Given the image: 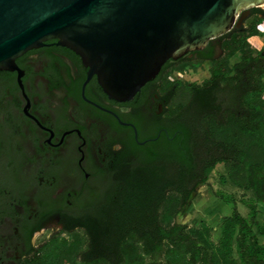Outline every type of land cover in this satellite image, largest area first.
<instances>
[{
  "label": "trees",
  "instance_id": "1",
  "mask_svg": "<svg viewBox=\"0 0 264 264\" xmlns=\"http://www.w3.org/2000/svg\"><path fill=\"white\" fill-rule=\"evenodd\" d=\"M262 23L264 9L251 8L244 24L219 37V56L209 42L198 58L182 56L162 65L156 77L166 102L185 94L169 106L168 134L141 145L133 141L137 158L131 168L104 179L85 212L64 223L62 231L71 239L53 235L25 264H264V217H258L264 216L259 208L264 203V49L255 54L250 43L264 34ZM201 61L210 62L203 81L186 84L176 76ZM147 136L155 133L140 139ZM218 165L225 187L213 194L231 205L218 239L206 221L200 227L176 220L166 224L186 212L197 187L207 184Z\"/></svg>",
  "mask_w": 264,
  "mask_h": 264
},
{
  "label": "flooded vegetation",
  "instance_id": "2",
  "mask_svg": "<svg viewBox=\"0 0 264 264\" xmlns=\"http://www.w3.org/2000/svg\"><path fill=\"white\" fill-rule=\"evenodd\" d=\"M210 42L219 56V37ZM198 51L183 56L198 58ZM15 63L0 70V264H25L37 236L83 214L104 179L131 168L133 141L168 134L172 120L157 77L117 101L57 39Z\"/></svg>",
  "mask_w": 264,
  "mask_h": 264
},
{
  "label": "water",
  "instance_id": "3",
  "mask_svg": "<svg viewBox=\"0 0 264 264\" xmlns=\"http://www.w3.org/2000/svg\"><path fill=\"white\" fill-rule=\"evenodd\" d=\"M264 0H0V70L48 39L78 54L103 91L131 99L168 59L239 28Z\"/></svg>",
  "mask_w": 264,
  "mask_h": 264
},
{
  "label": "rangeland",
  "instance_id": "4",
  "mask_svg": "<svg viewBox=\"0 0 264 264\" xmlns=\"http://www.w3.org/2000/svg\"><path fill=\"white\" fill-rule=\"evenodd\" d=\"M264 9V5L262 7ZM259 29L264 33V23L259 26ZM251 46L253 48V52L256 54L259 50L264 49V34L260 35L258 38L251 39ZM238 59V54L233 55L229 64L232 65ZM177 77L181 78L183 83L189 84L191 82H201L204 79L209 77L210 74V62L209 61H201L196 63V67L193 68L191 66H186L182 72L175 73ZM185 95V94H182ZM181 95V96H182ZM180 97H176L173 102L170 103V106H175L177 102L182 101ZM264 97V93H263ZM217 169L212 172L210 175L207 184H202L197 187L195 195L192 197L190 201V205L186 212H179L169 218H167L165 223H169L172 220H176L179 223H187L189 226H199L202 221H206L212 226V238L217 240L220 232V224L221 219L225 215H229L231 213V205L221 201L214 194L213 190L218 188H224L225 186L220 185L219 182V173L217 170L221 168V165L216 167ZM229 188V187H226ZM228 191H235L236 189L230 188ZM264 203L259 204V208L263 209ZM171 209V208H170ZM239 211L243 214H247V208L242 204H238ZM164 210V209H163ZM165 212V211H163ZM169 211H166L165 214L170 216ZM259 219H262L264 216L262 213L258 216ZM80 231V230H78ZM81 232V231H80ZM53 235H56L57 238H66L68 240L71 239V235L67 232L62 231L58 225H51L44 233L37 236L35 241L37 246L42 245L43 243L48 242ZM264 242V237L261 238Z\"/></svg>",
  "mask_w": 264,
  "mask_h": 264
},
{
  "label": "crops",
  "instance_id": "5",
  "mask_svg": "<svg viewBox=\"0 0 264 264\" xmlns=\"http://www.w3.org/2000/svg\"><path fill=\"white\" fill-rule=\"evenodd\" d=\"M253 37H254V38H255V37L258 38L259 36H253ZM253 37H252V38H253ZM252 38H251V39H252ZM251 39H250V42H251ZM261 241H262V240H261ZM237 264H240L239 260H237Z\"/></svg>",
  "mask_w": 264,
  "mask_h": 264
}]
</instances>
